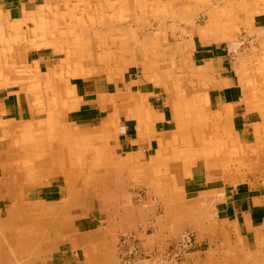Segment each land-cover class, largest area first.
Masks as SVG:
<instances>
[{
    "label": "rangeland",
    "instance_id": "1",
    "mask_svg": "<svg viewBox=\"0 0 264 264\" xmlns=\"http://www.w3.org/2000/svg\"><path fill=\"white\" fill-rule=\"evenodd\" d=\"M254 6L264 8V0H51L49 9L41 12V23L47 26V31L38 28L35 17H30L31 22H26L30 25H24L27 27L19 22L11 24L16 31L9 34L21 42L20 57L15 61L5 57V68L11 76L5 81L26 92L38 120L32 123L35 126L30 123L22 126L18 137L16 133L8 135L3 150L12 155L25 150L21 148L24 143L27 146L35 140H47L50 147L56 145L58 150H65L67 156L61 160L73 163L72 171L78 172L75 176L84 181L85 188L78 203L65 195L64 180L59 175L46 177L41 186L20 188L15 178L38 158L5 157V178L11 180L12 186L10 193L25 204L19 205V212L13 204L2 207L0 264H119L115 244L124 232L138 238V260L130 264H179L189 256L196 257L192 258L194 261H203L208 255L211 263H236L231 248L240 245L233 226L200 221L203 213L210 215L209 207H198L191 212L177 179L198 161L208 163L206 169L217 173L216 178L223 174L232 185L253 177L264 181V172L255 166L262 157H242L244 152H238L231 141L226 120L207 106L208 82L199 75L191 57L192 37L219 42L217 45L226 51L223 70L230 65L229 74L241 89L242 101L262 117L257 131H261L258 137L263 141L258 143L255 155L263 156L264 24L259 23L260 18L253 22V18L264 13H254ZM64 20L73 24L71 30L78 36V42L71 40L72 33L59 35ZM53 21L58 29L50 26ZM59 37L71 42L69 47L73 51L66 50L70 55L67 63L61 60L65 53L52 52V47L62 43ZM27 48H44L53 53V60L47 68L39 70L29 57L25 59ZM9 50L12 52L10 47ZM129 75L136 79L137 86L128 87L123 82L124 76ZM79 81L106 84L115 90L112 110H101L102 119L87 129L72 123L70 114L74 108L64 103L66 94L75 98L71 85ZM143 82L159 89L163 103L172 114L166 131L157 136L161 151L153 161L151 157L143 159L135 153L125 154L129 148L125 150L118 144V137L123 138L125 122L141 113L143 102L146 104L143 95L130 93L137 87L143 90ZM108 112H111L109 119ZM140 117L135 118L143 134L146 126ZM50 118L55 123L52 130L47 125ZM107 119L111 130H97ZM62 127L66 128V137L61 136ZM128 134L132 136L133 131ZM47 149L38 147L36 153H48ZM47 185L56 192L50 203L39 200L38 196L43 191L41 187ZM74 185L70 190L77 191ZM38 200L50 206H40L42 211L49 209L50 216H35L24 210ZM64 228L81 235L84 244L71 248L64 241L49 252L48 259L36 251L25 256L16 251L27 250L25 246L31 239L36 243L32 250L37 244L58 240L61 236L58 233ZM184 235L192 243L186 248L181 240ZM209 247L218 253L216 250L202 253ZM71 251L77 253V258H73ZM59 256L73 260H57ZM243 262L264 264V253L244 254Z\"/></svg>",
    "mask_w": 264,
    "mask_h": 264
},
{
    "label": "crops",
    "instance_id": "2",
    "mask_svg": "<svg viewBox=\"0 0 264 264\" xmlns=\"http://www.w3.org/2000/svg\"><path fill=\"white\" fill-rule=\"evenodd\" d=\"M50 2L51 0H0V34L3 35L0 37V212H2V207L6 203H8V205L13 204L18 212L20 210L19 205L25 204L18 200L16 194L10 193L12 188L11 180L9 181L5 178L6 162L4 158L12 157L13 155L14 157L24 155L38 158V160L32 162L31 167H29L31 169L28 168L29 171L25 170L23 173L20 172L24 176L19 174L17 178H15L19 181L20 185L18 186L20 188L38 187L44 183L46 177L59 175L64 180V193L66 196L73 198V201L76 203L81 200H77L79 197L83 198L82 193L85 188L84 181L76 178L75 175L78 172L72 171V162L61 160V158L67 156L65 150H58L56 145L50 147L48 142H46L47 140L42 142H36V140L33 142L31 141L32 143H29L27 146H25L26 143H24V147L21 146V148L26 149L16 153L14 152L12 155H9V151L5 152L3 150L4 141L8 135L16 133V137H18L22 126L27 123L32 125L33 122L38 120L36 118L35 109L31 107V101L26 92L19 89L18 85H12L10 81L9 83L5 81V78L11 77L7 74L9 69L5 68V57H12V61H15L16 57H18V59L20 57L19 51L21 42L19 39L15 40L13 35L9 34L16 31V27L11 24L19 22L23 24V27H27L24 25L31 22L30 17L32 19L35 17V21L36 19L39 21L38 28L47 31V26L41 23V12L45 11V8L49 9ZM253 9L255 10L254 13H264V8H257L254 6ZM69 16L68 12L67 17L69 18ZM258 18L261 19L259 23L264 24V15L253 18V22H256ZM56 24L57 23L53 21V25L50 26H55L54 28L58 29V24ZM60 27L61 32H58L60 33L59 35L64 34L67 36L72 33L74 39L72 38L71 40H73V42L78 40V36L71 30L73 24L69 21L65 22L64 20ZM59 38L62 43L52 47V52L65 53L66 57L61 60L67 63L68 56L70 55L69 53L67 54L66 50H68V48L71 50L69 47V43L71 42L66 38ZM192 38L191 57H193V65L199 68V75L204 79L206 78L208 82L205 95L207 106L219 114L224 121L226 120L227 126H229L230 132L232 133L231 141L238 147V152H244V154L241 155L242 157H262L260 160L261 163H256L255 166L257 165L258 169L264 172V155H255L256 151L259 149L258 143L261 144L263 141L261 137H258L261 131H257L258 125H261V115L247 108L242 101L241 89L235 83L234 76L229 74L231 71L230 65L228 64L229 69L223 70V57H226L227 53H223L226 51H223V48L217 45L219 42L207 41L202 36H198V38L195 39L194 37ZM218 40L219 39H217V41ZM61 45L63 46L62 48H60ZM9 47L12 52H10ZM27 49L24 54L25 59L27 60L26 57H29L31 63H35L39 70L42 67L47 68L53 60V53L46 51L44 48L39 50ZM71 51H73V49ZM76 56L78 57V55ZM195 62H199V65H196ZM123 82L128 84V87L137 86L138 84L136 79L132 78L130 75L124 76ZM71 87L74 90L75 98H73V96L68 98L69 94L65 95L66 99L64 97L62 98L65 99L64 103H66V105H70L71 108H74L71 110L72 112L70 115H72L71 117L73 118L72 123H75L78 128H91L102 119L100 117L101 110H112L110 104H113L112 102L115 94V90L112 86L109 87L106 84L93 82L86 84L83 81H79L74 82ZM130 93L143 95V100H146V104L143 102V111L141 113L135 114L134 118H129V120L125 122L123 138H121V136L118 137V144L120 147H124L125 150L129 148V150L125 151V154L135 153L139 157H143V159L151 157L153 161L154 158L158 157L157 153L161 151L158 146L157 136L166 131L167 125L172 120V114L168 105L163 103L162 97H160L162 93L159 92V89L154 88L152 85L149 86L147 82H143V90L137 87L135 90H131ZM160 98L161 100L159 101ZM44 109H47V107ZM110 115L111 112H108V119ZM137 115H141L140 120H142L143 125L146 126L143 134L141 132L142 129L138 125L137 118H135ZM108 119L101 123L96 129L100 131L111 130L108 129L110 124ZM52 120L53 119L50 118L47 124L50 128L55 125ZM65 129L66 128L62 127L64 132L61 136L63 137H66L68 134ZM33 131L35 132V127H33ZM129 131H133L132 136L128 134ZM40 146L48 147V153H36L37 148ZM239 154L237 153V155ZM204 163L205 162L198 163V161H195L193 165L189 167L188 173H183L181 170L182 175H178L177 180L183 199L189 202L188 205L192 207L191 212L198 207L205 206V209L209 207L208 211L210 215L205 216L203 213L199 219L200 221L206 220L233 226L234 236L240 245L239 247L231 248L232 252L235 253L237 257L235 264H244V254L257 255L264 253L262 249V245H264V181H259L256 177H253L251 180L241 181L232 185L226 181L227 177L224 178L223 174L216 178L215 176H217V173L206 169L205 166H207L208 163ZM29 165L30 163H28V166ZM258 169L256 168L255 171H259ZM73 183L76 184L74 185L75 187H78L77 191L70 190L73 188ZM51 188V185L41 187L43 191L38 194L39 200L49 203L54 201L51 196L56 192H52ZM39 200L30 203L24 210L26 209L28 213L35 216H50L51 211L49 209L42 211L40 207L41 205H45L46 207L50 206L43 204V202ZM13 201L14 203H12ZM58 234L61 235L59 237L60 239L52 242H44L42 246L37 244L35 250H31V247L33 249L36 245L35 240L32 239L29 240V245L25 246L27 250L20 251L16 246H14V248L16 247L15 250L17 249L16 251L18 254L23 253L24 256L28 252L31 254L36 251L35 253H37V255L40 254L43 259H48L50 257L49 252L64 241L69 242L71 248L84 244V238L81 235L76 236L71 229L67 230V228H64L62 233L59 231ZM143 250L147 251L145 247ZM212 250L214 252L216 249L209 247L202 253L209 254ZM80 253L83 254L81 251ZM215 253H218V251L216 250ZM70 254H74L73 258H77V253H72L71 251ZM208 256H204L203 261H194L192 258L196 259V257L189 256L179 264H224L208 262L209 260L211 261V256ZM57 258V260L62 259L63 261L66 260V262L73 260V258L66 259L65 256H59ZM39 259L40 258L37 257V260Z\"/></svg>",
    "mask_w": 264,
    "mask_h": 264
},
{
    "label": "built area",
    "instance_id": "3",
    "mask_svg": "<svg viewBox=\"0 0 264 264\" xmlns=\"http://www.w3.org/2000/svg\"><path fill=\"white\" fill-rule=\"evenodd\" d=\"M137 240V236L131 232H124L118 236L115 249L119 264H130L138 260L139 245ZM181 240L185 248L192 244L188 235L182 236Z\"/></svg>",
    "mask_w": 264,
    "mask_h": 264
},
{
    "label": "bare ground",
    "instance_id": "4",
    "mask_svg": "<svg viewBox=\"0 0 264 264\" xmlns=\"http://www.w3.org/2000/svg\"><path fill=\"white\" fill-rule=\"evenodd\" d=\"M254 10V9H253ZM57 25V24H56ZM76 28V27H75ZM77 30V29H76ZM68 43V42H67ZM23 147V146H22ZM41 147V146H40ZM29 150V149H28ZM42 160V159H41ZM44 160V159H43ZM47 160V159H46ZM43 162V161H42ZM38 174V173H37ZM24 176V175H23ZM19 185H20V183H19ZM22 185V184H21ZM25 187V186H24ZM23 188V187H22ZM67 189V188H66ZM73 191V190H72ZM73 195V194H72ZM76 196H78V195H76ZM73 235V234H72ZM80 238V237H79ZM78 240V239H77ZM72 242H73V240H72ZM73 246V245H72ZM31 247V246H30ZM32 248V247H31ZM32 250V249H31ZM39 250V249H38ZM18 264V263H17Z\"/></svg>",
    "mask_w": 264,
    "mask_h": 264
}]
</instances>
